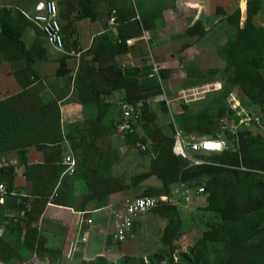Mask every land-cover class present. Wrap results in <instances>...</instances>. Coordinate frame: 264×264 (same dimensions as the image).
Listing matches in <instances>:
<instances>
[{
  "label": "rangeland",
  "instance_id": "1",
  "mask_svg": "<svg viewBox=\"0 0 264 264\" xmlns=\"http://www.w3.org/2000/svg\"><path fill=\"white\" fill-rule=\"evenodd\" d=\"M74 1L79 0H57L60 9L59 16L62 33L67 42L68 33L75 30L74 25L78 13L85 8L84 6H80L79 3L75 5ZM155 1L144 3V14L148 15L151 20L152 18L154 20L158 19L161 15L160 11H162V4L155 3ZM90 2L88 1V4ZM172 2L175 5V0H172ZM246 3L245 9L241 6V4L243 5V1L240 0V4L239 2L233 3L230 13L228 14L224 11L225 16L214 26L217 27L214 30L215 32L208 38L201 37L198 39L196 43L198 48L196 47V49L199 52L195 51L192 53L193 58L189 61L190 64H197L196 62L200 61L201 57L207 63L217 66V70L205 71L206 75L210 77L209 74H217V78H227L225 85L221 83L204 84L202 82L199 83L201 88L216 84L221 89L213 92L221 93L225 92V90L229 92L227 90L231 89L233 90L231 91L232 93H242L239 83H235L234 80L236 69L228 63L229 56L227 55V51L223 50V47L228 41L236 39L239 28L246 25L249 19L247 0ZM114 6L115 4H109L111 8ZM140 8L142 10V5ZM221 8L223 9V7ZM125 9L127 17H131L133 15L131 7ZM238 12V17L237 15L233 16ZM257 14H259V11L255 15ZM229 15L231 16L229 17ZM255 15L252 17V23L256 26L264 27V15L261 18L262 22ZM62 16L69 17V32L61 20ZM186 16L191 17V13L177 14L174 17L185 19ZM174 23L172 28L175 27ZM185 27L187 26L181 25V29ZM124 32L134 35L128 31ZM203 38L204 41L202 40ZM170 40L172 39H168V41ZM74 46H77L76 49L78 50V45ZM150 46L153 47V43ZM93 47L96 48L97 46L94 45ZM211 47H214L215 51ZM221 52L225 56L224 59L220 57ZM249 53L248 49L243 53H239L237 61L243 65V70L240 73L241 76L248 73L243 83L248 88L255 89L249 79V75H255L257 70L253 69L252 64H249L247 61L251 57ZM177 55L179 56V53ZM95 56L96 52L93 49L90 54L80 57V65L77 70V83L81 93H89L91 83L96 81L98 83V90L101 91L108 87L104 79H98L101 64L96 61ZM173 60L177 62V69L175 74L173 73L167 78L174 79L172 83L175 84V82H178L177 80L184 79L182 72L185 71L186 62L180 61L179 57H174ZM117 61V58L112 61L105 59L103 64L108 65L117 63ZM187 66H189L188 63ZM145 70L147 69L145 68ZM132 71L133 69L128 65L124 73L126 76H129ZM260 71L264 78V67ZM183 84V81L177 83V87L175 88L180 90L184 88ZM162 85L164 86V84ZM140 89V98L137 101L132 99L127 100L122 91L113 90L110 94L106 93L107 95L116 96V101H111L105 104V106L100 105L97 115L91 116L86 121V124L92 127L105 124L106 127L110 128V125L117 124L115 127L112 126L113 132L117 136V158L111 157L105 159L109 164L104 166L93 165L90 162L91 159L87 160L83 158L79 164L80 174L87 178L99 177V175L108 178L106 175L109 174L112 178L117 176V179H122V185L118 184L122 188L117 190V202L141 194H170L172 186L177 180L188 182L193 189L203 186L205 188L203 196L194 197L187 208H180V206L174 205L160 206L139 216L134 223L129 237L123 242H116L109 235L104 244V235H100L99 239L95 238L94 240L96 246L94 253L102 251L100 256L93 258L91 253H84L81 246H79L76 252L74 251L72 254L73 257L68 258L67 255H63V244L68 225L66 215L64 212H59V214L46 212L47 203L52 202L58 197L61 199V194H55L52 201L50 200L51 196L49 198L48 196L34 197L28 200L25 196L18 195L19 203L27 201V205L20 208L15 205V199L10 194V191L5 195L4 202L2 201L3 193L0 191V264H189V259L194 261L197 257L200 264H264V210H255L245 218L236 213L234 217L229 218L227 221L224 220L222 212L219 210V207H222L224 210L226 207L224 198L226 196L225 183L236 184L241 191L246 189L248 184L253 183L252 190H255L258 182H263L264 184V169H242L243 171L250 172V177L247 182L238 184V178L242 181V178L247 175L246 172L234 174L211 170L203 171L195 169L194 166L199 165L187 160L188 170L183 173L179 172L177 180L169 182L176 176V172L172 174L159 173L153 164V160L158 156L160 149L165 150V155L171 153L173 156L180 158V156H177L173 152V133L179 129L181 119L185 121L191 130L193 126H190L187 120L202 121L203 119L200 116L205 114L199 115L200 110H198V107L205 102L198 101L197 98L200 97H189L188 99H181L178 101L180 103H177L170 96L171 103L173 104L172 109L160 98L163 91L158 81L154 83V86L146 84L140 86ZM226 92L218 97L217 103L219 107L216 112V119L214 118L215 116L211 118L212 129L214 131H217V129L219 131L220 129L219 123L222 119L220 109L224 108ZM231 92L226 99V107L230 105ZM164 93L168 95L167 91L165 92V87ZM150 97L154 98L149 99ZM149 100L151 102L150 109L146 108L148 105L147 101ZM245 101L248 105V98ZM263 101L264 97L259 96L257 99H252L250 101L251 104L246 106L241 100L247 113L250 114L256 112L262 113ZM124 103H132L134 107L140 108L143 114L137 125L136 132L133 134H121L118 131V123L122 119V106ZM233 116L235 114L232 112L231 118ZM197 131L198 129H195V133ZM195 133L190 134L196 136L206 134ZM252 135L264 138V127L259 128ZM109 137L108 135V141ZM230 142L231 150L229 152L231 157L238 159L240 152L232 138H230ZM142 146L145 149H142ZM213 156V154L196 155L195 160L203 162L200 165L210 166L213 164ZM115 163L116 165H114ZM159 167L161 168V165ZM190 167L193 170H190ZM7 169L1 180L6 181L9 186L10 181ZM112 185L117 186V183L112 182ZM228 186L230 187V189L228 188V192L233 191L235 193V189L231 185ZM110 189L112 188L110 187ZM110 192L112 191L105 193L104 196L106 198L104 196L100 200L95 198L96 200H91L87 204H85L83 199L76 206L91 208L105 203L109 200L107 195ZM22 197L25 198V201ZM105 213L109 214V210L106 209Z\"/></svg>",
  "mask_w": 264,
  "mask_h": 264
},
{
  "label": "crops",
  "instance_id": "2",
  "mask_svg": "<svg viewBox=\"0 0 264 264\" xmlns=\"http://www.w3.org/2000/svg\"><path fill=\"white\" fill-rule=\"evenodd\" d=\"M40 1L46 0H0V13L5 8L10 9L11 12L9 15L12 17V21L17 18L22 19L16 25V28H19L20 40L25 46V51H32L33 56H36L42 49L39 45L40 42L43 43L45 49V55L43 57L38 56L35 60H31L20 48L11 45L9 39L1 37L0 25V100L21 95L18 106L23 108L28 120L32 119L34 121V128L28 131L25 130L26 135H20L19 138L21 143L26 142L25 145H29L27 146L29 164H47L50 162L57 163L59 161L64 165L65 156L70 152L78 160L77 172L73 175H64L67 176L64 188H62L61 184H58L54 194L50 197L52 201L55 194H58V191L63 189L64 191L62 190L60 195L62 203L57 204L52 201L47 203L46 207V212H52L53 214L64 212L66 221L68 222V230L73 222L77 220L81 211H92L102 207L105 213V210H109L111 205L120 202H117V186H114V190L107 195L109 197V200L106 199L108 200L107 202L86 209H84L85 206H76L79 201H82L86 195L92 192L88 178L79 172V164L82 159H91L90 162L93 165L104 166L109 164L105 159L111 157L117 158V136L113 132L114 124L110 125V128L106 127L105 124L95 127L86 124V121L91 116L97 115L100 105L105 106V104L111 101H116V96L107 94L96 96L92 90H89L87 94L81 93L77 84V70L80 65V57L85 54H90L93 51L96 40L106 34H113L117 37V28L109 25V13L113 8H117V5L120 7L121 1L96 0L97 5L95 11L98 17L96 19H77L74 25L76 32L68 33V42L64 38V41H66V50L63 52L54 50L52 46L45 42L46 39L38 32L36 24L28 17L36 13L35 5ZM151 1L154 0H138L137 3L139 5L140 15H142V18L144 17L148 25H150V28L145 27L144 23H136L137 20L134 18L129 21L130 23L126 22L124 24L126 26L123 27L126 31L134 34L129 36V38L136 39V43L132 47H129V51L126 54L117 56V60L122 66L123 71L128 65L133 69L129 76L125 75L126 78H136L140 85H154L156 80L149 79L148 77L151 72L149 61L153 58L156 63L165 67L164 70H166L167 76L165 78L163 77V87H165V92L167 91L169 94L182 90L190 91L200 89L199 83L202 82L204 84L221 83L225 85L227 78H217V74H209V77L205 73L207 70H217V66L207 63L201 57L200 61L196 62L197 64H190L189 61L193 58L192 53L198 51L196 49V47L198 48L196 43L201 37L187 34V31L196 22L201 21L203 29L206 32L203 37H210L217 28L214 26L225 16V14L216 13V8L218 6L223 7V10L229 14L233 3L236 4L239 2L240 4V0H175V5L172 0H156L155 3L162 4L161 15L159 14L160 16L158 19L156 18L157 20H154V18L151 20L148 15L144 14V3ZM110 3L112 5L115 4V6L112 8L109 7ZM185 3H190L193 7L189 8ZM130 5L132 4H122L124 6L123 11L126 10V7H130ZM141 5L142 10L140 8ZM246 5L245 0V7ZM185 13H191V17L186 16L185 19L182 17H174L177 14ZM263 15L264 3L259 9V14L255 16L262 22L261 18ZM61 20L68 31L69 17L62 16ZM173 23L175 24L174 28H172ZM181 25L187 27L181 29ZM16 28L14 29L15 33ZM139 30L148 31L151 39L149 41L142 39L143 32L139 34ZM204 38L202 39L203 41ZM168 39L172 40L168 41ZM151 43H153V47L150 46ZM76 44L78 45V50L76 49L77 46H74ZM211 48L215 51L214 47ZM150 52L152 56H150ZM178 53L179 56L177 55ZM64 57L66 58L67 66L65 71L59 74L62 67L61 60ZM174 57H179L180 61L186 62L185 71L182 72L184 79L181 77L182 79L177 80L178 82H175V84L172 83L174 79L167 78L176 72L177 62L173 60ZM187 63L189 66H187ZM17 73L19 74L18 76L16 75ZM182 81L184 88L180 90L175 88L177 87V83ZM162 91H164V88ZM222 93L224 92L216 93L210 91L200 98H197L198 101L205 102L198 107V110H200L198 114H205L204 116L208 119L215 116L214 118L216 119V112L219 107L217 103L218 97ZM162 94L160 98H162ZM153 98L150 97L149 99ZM96 100H101L102 104L94 103ZM147 103L151 108L150 100ZM172 105L171 103L168 106L172 108ZM32 109H35V115L30 114ZM179 124L178 131L181 134L204 137L190 134L195 133V129H198L195 134L204 133L199 127V124H196V127L193 126L194 129L192 128V130L182 119ZM22 132H24L23 129ZM108 135L110 136L109 141L107 139ZM2 158H7L12 161L9 168L14 169L15 185L13 193L10 194L34 198V182L25 174L27 168L22 163L19 150L6 152ZM106 176H109V174ZM99 178H102V176L99 175ZM113 182L117 183V176L113 178ZM104 195H98L96 199L100 200ZM104 197L106 198V196ZM89 201L85 202V204Z\"/></svg>",
  "mask_w": 264,
  "mask_h": 264
},
{
  "label": "trees",
  "instance_id": "3",
  "mask_svg": "<svg viewBox=\"0 0 264 264\" xmlns=\"http://www.w3.org/2000/svg\"><path fill=\"white\" fill-rule=\"evenodd\" d=\"M88 1L91 2L88 4ZM119 1H121V6L120 7L118 6L117 8H113L109 13V20H110L112 11L114 9H117L118 11L117 37L116 35L114 36L113 34H106L100 39L96 40V42L94 43L95 46H97L96 48H94L96 52L95 59L101 64L100 67L101 69L99 70L98 79H104L108 87L100 91L97 89L98 83L96 81L91 83L90 89L93 91V94H95L96 96H100L101 94H106V93L110 94V92H112L113 90L122 91L124 92L127 100L132 99L134 101H137L140 98L139 97L141 93L140 86H142L139 84V81L136 78H126L123 68L118 61L117 63H112L108 65L103 64V61L105 59H107L108 61H112L115 60L117 56H123L129 51V47H127L125 42L131 35L126 34L124 32L126 30L123 29V27L126 26V25L124 26L126 22L130 23L129 21L132 18H134L135 20H137L136 23H144L145 27L150 28V25H148L144 17L142 18V15H140L138 9L139 5H137L138 11L135 10L133 5L132 6L130 5L133 15L131 17H127L125 11H123L124 6H122V4L125 5L127 3L130 4L131 1L130 0H119ZM73 3L75 5L79 3L80 6L85 7L83 11H80L78 13L77 19H81V20L85 18L96 19L98 17L97 12L95 11L97 5L96 0H79V1H74ZM263 3L264 0H248L247 11H248L249 19L246 25L242 28H239L238 37H236V39H232L228 41L226 45L223 47V50L225 49L227 51V55L229 56L228 63L233 65L234 68L236 69L234 80L235 83H239L240 85L239 88L242 91L241 94L237 93V95L245 103L246 106L251 104L250 101L252 99H257L259 98V96L264 97V78L260 71V69H263L264 67V27L256 26L252 23V17L256 14L257 11H259ZM242 8L245 9V0H243ZM10 12H11L10 9L5 8L2 10V13H0L1 37L3 38L6 37V39H9L11 45L20 48V50L23 53H25L27 57H29L31 60H35L38 56L43 57L45 55V49L42 42L39 43L42 49L40 50V53H38L36 56H33L32 51H25V46L23 45V42L20 40L19 28L18 27L16 28V25H18L22 21V19L17 18L12 21V17L9 15ZM216 13L225 14L224 10L219 6L216 8ZM138 14L140 16V19H137ZM236 15L238 17L239 12L233 16ZM230 16L231 15H229V17ZM15 28H16V33L14 32ZM75 30L71 32L72 33L76 32ZM38 32L42 34V36L44 37L42 31L39 28H38ZM138 32H140L139 34H141L142 30L141 31L139 30ZM187 34L193 36L198 35L199 37H203L206 34V32L203 29L201 21H198L192 28H190L187 31ZM247 49L248 51H250L249 54L251 56L247 59V61L249 64H252L253 67L252 66L251 67L253 69L257 70L255 75L254 74L249 75V79L253 83L252 85L255 87V89H250L246 86V84L243 83L248 73L241 76L240 73L243 70V65L237 61L238 59L237 57H239L238 56L239 53H243ZM220 57L223 59L225 58L222 52L220 54ZM61 62H62V67L59 71V74L63 73L65 71V67L67 66V61L65 57L61 60ZM16 75L18 76L19 74L17 73ZM162 76L163 77L167 76L166 70L162 71ZM227 91L229 92H226L225 90L226 96L224 100V108L220 109V114H222L221 115L222 118L225 117L226 112L228 110V107H226L227 105L226 99L229 96L230 92L233 90L229 89ZM20 96L21 95H16L6 100H0V150L2 152L0 156L2 157L3 154H6V152H10L12 150L18 149L22 163H24V165L27 168L25 174L30 180L34 182V192H33L34 197L36 198H40L43 196L49 197L54 194V191L56 190L58 184H61L62 188H64L66 184L65 181L67 179V176H64V170L66 169V167L59 161H57V163L50 162L47 164H35V165L29 164V160L27 157V146L29 145H25L26 142L21 143L19 138L20 135L23 136L26 135L25 130L28 131L31 128H34L33 126L34 121L32 119L28 120L27 116L24 114L23 108H21V106H18V101L20 99ZM246 97L248 98L249 101L248 105L246 104L245 101V99H247ZM94 103L102 104V101L96 100L94 101ZM262 105H263L262 114L264 116V101L262 102ZM146 108L150 109L149 105H147ZM34 110L35 109H32L30 114L35 115ZM200 117L203 119L202 121H199L201 123L197 122V120L196 121L187 120V122L188 124H190V126H195L196 124H199V127L202 129V131L206 133L203 136H207V135H213V137L219 136L221 131L220 129L219 131L218 129L217 131H214L212 129L211 119L206 118L204 115L203 116L201 115ZM115 126H117V124H114V127ZM22 129L24 132H22ZM257 130L252 131L249 129H241L239 130L236 140L232 138L238 151L240 152V156L238 159H233L231 157V154L229 152L231 148H229V150L225 151L222 154L214 155L213 156L214 159L212 162L213 164H211L210 166L199 165V166H194V168L201 169L203 171L211 170L217 172H229L234 174L246 172L247 175L244 178H242V181L240 178H238V184L247 182L248 178L250 177L249 174L250 172L243 171L242 169L245 168L254 169V170L264 169V138L261 136L252 135L255 132H257ZM224 136L230 141L231 138L230 134H227V132H225ZM164 153L165 150L160 149L158 156L153 160V164L156 166V170H158L159 173L172 174L176 172V176L169 181L172 182L177 180V176H178L177 174H179V172L183 173L184 171L188 170L187 169L188 162L187 159H184L182 157L178 158L173 156L171 153L169 155H165ZM159 165H161V168L159 167ZM6 169L8 170V179L10 181V184L8 186V191H10V193H13V188L15 185L14 172H13L14 169L9 168V166L3 168L2 176L4 175ZM190 170H193V168H191ZM107 177L108 178L105 177L88 178V183L92 188V192L84 197L85 202L96 198L98 195H102L105 194L106 192L114 190V186L112 185L113 178L110 176ZM178 181L179 180H177L176 182ZM122 183H123L122 179H117V190L118 189L120 190L122 188V186H120L122 185ZM118 184L120 185L118 186ZM228 185H231L233 189H235V193H233V191L228 192V188L230 189ZM110 187L112 189H110ZM252 187H253V183H250L247 185L246 189L241 191L238 189L236 184L234 185L229 182L224 184V189L226 190L225 191L226 196H224L226 207L225 210L222 207H219V210L222 212L225 221H227L231 217H234V214L236 213H238L239 216H241L242 218H245L248 214L254 212L255 210H264L263 182H258L255 190H252ZM58 193L61 194L62 190H59ZM12 195L13 198L15 199L14 202L16 206L21 208L27 205V201H25V198L22 197L25 202L19 203L18 195L15 194ZM25 197L28 200L30 198L28 196ZM53 202L57 204L62 203L59 197L55 198ZM162 206H168V205H162ZM84 209L86 208L84 207ZM189 262H190L189 264H200L198 257L194 261L189 259Z\"/></svg>",
  "mask_w": 264,
  "mask_h": 264
},
{
  "label": "built area",
  "instance_id": "4",
  "mask_svg": "<svg viewBox=\"0 0 264 264\" xmlns=\"http://www.w3.org/2000/svg\"><path fill=\"white\" fill-rule=\"evenodd\" d=\"M130 1L135 10L138 11V0ZM185 4L189 8L193 7L190 3ZM35 10V14L28 16L30 20L42 31L44 38L50 46L57 51H65L66 41H64V35L62 33L59 16L60 9L57 0L40 1L35 5ZM137 19H140L139 15H137ZM109 25L117 28V9L112 11ZM142 32V39L149 41L151 39L149 32ZM135 41V38H128L125 43L127 47H132L136 43ZM150 56H152L151 52ZM149 64L151 66V72L148 75L149 79L158 81L163 90L162 71L165 67L156 63L153 58L149 61ZM218 89H221V87L214 84L190 91L182 90L177 93H168V95L163 91L162 100L167 105H170L172 102L170 96L174 98V101L178 102L181 99H188L189 97H201L205 95V93L218 91ZM231 95L232 98L229 99L230 105L226 115L220 120L221 133L219 136H187L181 134L178 130H175L172 148L177 156L190 160L196 165H200L203 164V162L195 160L196 155H219L229 150L231 142L225 138V132L230 134L231 138L236 140L239 130L241 129L255 131L259 128H263V114L260 112L254 114L247 113L239 96L234 92H231ZM122 107L123 115L118 124V131L121 134H133L136 132L137 125L143 116L142 111L140 108L134 107L128 103H124ZM232 112L235 116L231 118ZM242 114L244 115L242 116ZM142 149H145V147L142 146ZM11 164L12 161L9 159L0 157V191L3 193V202L5 201V195L9 191L7 182L1 180L2 169ZM64 165L66 167L64 175H73L77 172L78 160L73 153H67L64 159ZM204 193L205 188L203 186H198L193 189L188 182L179 180L172 186L170 194H141L123 199L120 203L110 206L108 215L104 213L102 207L92 211L83 210L79 213L77 220L73 222L65 234L63 255L72 258L74 251L76 252L77 247L81 246V249H83L82 251L84 253H91L93 258L100 256L102 252L94 253L96 251V246L94 244L95 238L99 239L100 235L103 234L104 244L109 235L112 236L116 242H123L129 237L134 227V223L139 216L162 205H176L180 206V208H187L193 201L194 197H201Z\"/></svg>",
  "mask_w": 264,
  "mask_h": 264
}]
</instances>
